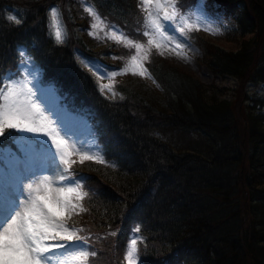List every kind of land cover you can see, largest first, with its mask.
I'll list each match as a JSON object with an SVG mask.
<instances>
[{"label": "trees", "instance_id": "1", "mask_svg": "<svg viewBox=\"0 0 264 264\" xmlns=\"http://www.w3.org/2000/svg\"><path fill=\"white\" fill-rule=\"evenodd\" d=\"M86 1L102 20L144 39V28L135 24L144 20L139 0ZM212 1L237 34L230 49L200 39L204 65L242 85H264V0ZM53 3L59 4L63 41L48 27L46 7ZM82 6L80 0H0V76H22L29 60L38 85L81 117L98 145L103 162L71 167L87 193L85 217L76 225L87 240L88 264H126L132 234L137 264H264V97L245 94L238 106L222 87L204 85L150 49L145 65L158 91L131 75L116 85L120 97L109 99L79 57L132 50L121 43L100 48L86 34ZM103 60L107 68L121 62ZM193 130L212 144L187 138ZM17 135L5 129L0 150L15 149Z\"/></svg>", "mask_w": 264, "mask_h": 264}, {"label": "rangeland", "instance_id": "2", "mask_svg": "<svg viewBox=\"0 0 264 264\" xmlns=\"http://www.w3.org/2000/svg\"><path fill=\"white\" fill-rule=\"evenodd\" d=\"M80 1L83 3L81 8H83V11L86 13L84 16L88 17L89 24L86 29V34L94 37L97 43H99L100 48L106 47V49H109L108 46L112 43H117V45L118 43H121L122 48H131L132 50L128 54H119L117 57L110 55V53L104 55L102 51L96 52L98 57H79L81 66L95 75L97 87L99 91L105 95V97L109 99L120 97V93L118 92L116 85L122 83L126 77L131 75L137 76L140 80H143V83L158 91L157 84L148 72H146L145 75H140V72L146 69L145 63L148 59L150 49L154 50V52L163 58L167 63L186 70L204 85L211 84L216 87H222L225 90L224 96L226 99H234V101H237L238 106H242L245 94H255L256 96L264 97V85L251 83H244L242 85L237 83L233 77L228 75L212 74L204 65L203 60L205 52L200 39L208 40L217 46L230 49L234 46L231 38L237 34L235 23H232L229 17H223L222 14L217 11L216 4L213 3L212 0H197L193 5L185 8L176 4L177 0H160L161 3L175 4L176 11L179 15L173 21H166L163 19V12H171L172 9L169 7L161 10L160 23L165 26L162 30L165 35L169 37V41L164 42L160 40L159 37H155L152 44L148 43L149 37L145 36L144 33L146 31H151L147 26L146 19L148 11L151 10L155 12V9H146L142 5V0H139V2L140 12L144 17V20L141 24L135 23L137 26L139 25V27L144 28L142 33L144 39L141 41L132 39L124 32L123 27L108 23L102 20L100 16V22L95 21L93 16L89 15V13L85 10L89 7L93 8L92 5L87 3L86 0ZM154 2L155 0H149V4ZM49 7L51 9L55 8L59 14L63 41L65 39V28L61 19L59 4L53 3L49 5ZM94 11L96 12L95 9ZM181 15L187 23L199 25V30H196L194 27L192 30H185L181 33L180 28L183 26L180 20ZM49 18L50 34L55 38V29L52 27L50 14ZM94 23L97 24L96 28L92 27ZM113 33L115 35H113ZM137 44L142 45V48L139 51L135 47ZM157 44H159V47H157ZM177 44L180 45L179 48L176 47ZM132 56H137V60L135 62L132 61ZM104 58H109L111 59L110 61H113L116 58L121 62L118 65L107 68L106 63H104L103 60ZM125 68L129 69L126 73L124 72ZM114 72L117 73V75L110 79L112 73ZM21 73H23L22 76L19 75L15 78L6 80L5 85L11 84L13 81L26 85L27 88L32 90L34 98L37 99L38 103H40L41 108L45 110V115L53 121V124L58 131L60 130L61 125H63L65 131H61L60 135L65 139V141H67V146L69 148V160L75 162L71 165V167H74L77 170H84L85 162H97L95 159H85L81 163V155L85 152H87L89 156L100 157L98 145L94 138L89 134L88 126L85 121H83L81 117L68 112L63 105H60L57 102L56 95L50 88L38 85V69L29 60H27L26 64L21 66ZM105 84L110 85L111 90L108 88H104L102 90L101 85ZM262 110L264 111V106ZM57 120L60 123H57ZM65 132H67L68 135H65ZM17 133L18 135L15 138L17 140L15 143L16 148H3L0 150V156L3 157V159L0 160V166H4L7 171L15 165L17 159L23 161V163L16 168V178L22 182L25 190L28 184L33 183L37 177L42 178L44 175L49 176L50 179L56 180L60 186H75L68 184L67 181H59V175L63 172L65 165H63L60 161L59 155L56 154V147L51 143V138L45 136L43 133H21L18 131ZM185 134L187 138L199 141L200 146L202 145L201 141L203 143L206 141L207 143L212 144V142L207 141V139L204 138L200 132L195 130L188 131ZM159 136L165 141L168 140L167 138L169 137V135L164 136L162 134H159ZM20 137H27L28 140L25 141L18 139ZM199 139H201V141ZM45 141L47 143H45ZM73 145L75 146V151L71 147ZM71 170L72 169L70 168L69 173L73 178L77 179ZM69 173H65V175H68ZM25 177L29 178L26 179ZM26 194L27 193L25 191V195ZM23 200L24 197H21V203H23ZM79 203L84 208V199ZM84 217V211H80L79 214H73L72 217L67 220V224L78 229L80 224H76L77 222H81ZM131 238H135L133 234L130 235L128 244L130 243ZM49 243L55 244L63 242L49 241ZM69 243H76V241Z\"/></svg>", "mask_w": 264, "mask_h": 264}, {"label": "snow or ice", "instance_id": "3", "mask_svg": "<svg viewBox=\"0 0 264 264\" xmlns=\"http://www.w3.org/2000/svg\"><path fill=\"white\" fill-rule=\"evenodd\" d=\"M142 5L146 9H155V12L149 10L147 14L146 23L151 31H146L144 35L149 37L148 43L152 44L155 37L168 42L169 37L162 30L165 26L160 23V12L170 7L172 11H164L163 19L175 20L179 15L175 4L161 3L160 0L149 4V0H142ZM85 10L95 21L100 22L99 14L93 8L89 7ZM50 16L52 27L55 29V38L57 41H62L59 14L55 8L51 9ZM8 19L20 23L15 16H9ZM180 20L183 25L180 28L181 33L194 27L199 30V25L187 23L182 15ZM92 27L96 28L97 24L94 23ZM135 47L139 51L142 45L137 44ZM176 47L179 48L180 45L177 44ZM20 54L24 55L23 52ZM131 59L135 62L137 56H132ZM128 70L125 68L124 72ZM146 72L147 70L144 69L140 75H145ZM116 75L117 73H112L110 79ZM9 79L11 74L0 76V135L4 134L5 129H15L21 133H43L51 138V143L56 147V154L65 165L59 175V181H67L68 184L75 186H60L56 180L44 175L28 184L25 190L22 182L16 178V168L23 161L17 159L15 165L7 171L4 166H0V264H88L89 251L86 249V238L78 235L80 229L67 224V220L73 214L86 210L79 202L87 196V193L82 191L79 180L69 173L71 165L75 162L69 160L67 141L60 135L61 131H65L63 125L58 131L34 98L32 90L26 85L15 81L3 85V82ZM101 88L111 90V86L107 84L101 85ZM57 123L60 122L57 120ZM65 135L68 133L65 132ZM18 139L28 140L27 137ZM71 147L76 150L74 145ZM2 159L3 157L0 156V160ZM85 159L103 162L100 157L89 156L87 152L81 155V163ZM65 173L69 174L65 175ZM21 197H24L23 203ZM136 231L139 229L137 228ZM49 241L63 243L51 244ZM73 241L76 243H69ZM137 244L138 239L131 238L126 246V264H137ZM91 255L95 256L96 252L93 251Z\"/></svg>", "mask_w": 264, "mask_h": 264}]
</instances>
